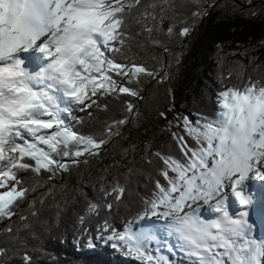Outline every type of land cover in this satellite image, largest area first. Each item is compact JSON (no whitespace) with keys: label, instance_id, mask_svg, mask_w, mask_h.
<instances>
[{"label":"snow or ice","instance_id":"obj_1","mask_svg":"<svg viewBox=\"0 0 264 264\" xmlns=\"http://www.w3.org/2000/svg\"><path fill=\"white\" fill-rule=\"evenodd\" d=\"M171 7L172 0H152L147 7L143 0H0V189H4L0 191V224L4 225L0 236L5 241L0 244V264H7L10 247L24 243L21 230L31 227L18 209L35 187L20 186L18 173H47L51 182L98 156L130 122L129 116L137 113L135 105L127 102L129 115L112 121L100 138L73 130L61 114L72 103L91 107L96 103L93 98L103 95L143 99L139 88L130 84H139L143 76L158 83L165 80L166 74L121 63L114 53L123 49L125 21L133 9H143L138 22L143 21L144 30L151 33ZM205 12L198 7L193 16ZM191 30L185 26L179 35L186 37ZM167 31L173 34L172 27ZM160 115L165 117L163 112ZM178 126L184 134L173 132L172 136L181 159L155 154L163 160L164 182H153L151 195L142 201L145 210L140 219L168 221L167 227L183 241L181 248L191 264H264V241L249 237L248 211L229 213L232 201L252 211L264 210V83L249 77L243 87H227L217 94L214 119L193 124L185 118ZM185 136L195 144H189ZM99 191L102 196L99 202H88L87 215L98 216L102 210L111 215L114 204L125 198L126 188L114 181ZM201 201L220 215L212 220L196 216L193 205ZM37 214L38 210L31 212L34 217ZM13 217L21 223L16 225ZM85 219L78 218L75 241L83 237L91 248L93 240L99 239L111 242L113 248L123 247L141 264H167L164 257H154L145 249L146 232L135 233L130 227L120 230L104 218L93 237ZM21 259L31 264L27 252Z\"/></svg>","mask_w":264,"mask_h":264},{"label":"trees","instance_id":"obj_2","mask_svg":"<svg viewBox=\"0 0 264 264\" xmlns=\"http://www.w3.org/2000/svg\"><path fill=\"white\" fill-rule=\"evenodd\" d=\"M143 3L147 7L152 0ZM172 4L151 33L144 30L143 21L138 22L143 9H133L125 21L123 49L114 53L121 63L144 65L162 76L166 74L165 80L158 83L143 76L139 84H130L139 88L143 99L103 95L94 97L96 103L91 107L72 103L66 112V123L73 130L100 138L112 121L129 115L125 108L130 101L137 114L129 116L130 122L120 128V134L88 163L70 168L51 182L47 173H18L20 186L35 187L18 209L28 217L26 222L31 227L21 230L24 243L10 247L7 264H23L24 252L32 257L31 264H141L123 247H111V242L94 239V247L90 248L83 237L75 241L78 218L86 217L85 224L93 237L104 218L117 229L139 231L146 219L153 218L140 219L145 210L142 201L151 195L155 180L164 182L160 175L163 160L155 154L181 159L172 136L173 132L184 134L178 122L185 118L193 124L204 118L214 119L219 92L227 87H243L249 77L264 83V0H199L198 4L172 0ZM198 7L202 12L206 10L205 14L193 16ZM185 26L192 30L182 37L179 31ZM169 27L173 28L172 35L168 34ZM185 139L195 144L191 137ZM114 181L125 186V198L114 204L111 215L106 210L98 216L87 215L88 202H99L101 186L108 188ZM33 200L34 208L30 207ZM33 210H38L35 217L31 215ZM13 221L21 223L18 217ZM4 242L0 236V244ZM143 244L154 257H164L167 264H191L186 250L167 248L158 237L145 239Z\"/></svg>","mask_w":264,"mask_h":264},{"label":"bare ground","instance_id":"obj_3","mask_svg":"<svg viewBox=\"0 0 264 264\" xmlns=\"http://www.w3.org/2000/svg\"><path fill=\"white\" fill-rule=\"evenodd\" d=\"M212 204L215 203V201L211 202ZM194 208L199 209L201 208V213L204 215H208L209 213V205H205L203 204V202H199L198 205H193ZM255 214L254 219L252 221H250V217L251 214ZM251 214L248 213V216L245 217V219L247 220V223H249L250 225L248 226L249 228V236L251 237L252 235L250 234V232H253L254 235L256 236V240L258 242V238L264 236V210L262 211H253ZM171 218H169L170 220ZM165 226H167L168 221H164ZM162 231L165 232V234H170L172 231H175L173 228L165 229L164 227L162 228Z\"/></svg>","mask_w":264,"mask_h":264},{"label":"rangeland","instance_id":"obj_4","mask_svg":"<svg viewBox=\"0 0 264 264\" xmlns=\"http://www.w3.org/2000/svg\"><path fill=\"white\" fill-rule=\"evenodd\" d=\"M65 115H66V113H62L61 114V118L62 119H64L65 121H66V119H65ZM0 191H4V189H0ZM164 221H166V220H163V219H161V220H159V221H157V219H156V217H153L152 219H150V220H146V234H147V237H149V236H153V234L154 235H157V234H159L160 236H162L163 238H165V239H167L166 237L168 236H170V235H172V233L171 234H168V235H166L165 236V232L164 231H162V228L164 227L165 229H170L169 227H167V226H165V223H164ZM132 232H134L133 230H131ZM141 231H144V228H142V229H140L139 231H137V233H139V232H141ZM136 233V232H135ZM250 234L252 235H254V233L253 232H250ZM249 236L250 238H254L255 240H256V236ZM168 240V239H167ZM176 241V243H178L177 242V240H175ZM168 243L171 245V247H174V246H176L177 244L175 243V242H170L169 240H168ZM181 244H183V243H179L178 245H180L179 247H181Z\"/></svg>","mask_w":264,"mask_h":264}]
</instances>
